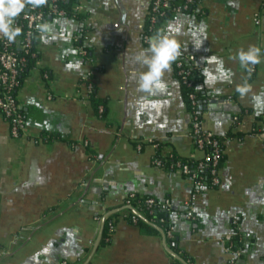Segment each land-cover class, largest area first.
I'll return each instance as SVG.
<instances>
[{
  "label": "crops",
  "instance_id": "crops-1",
  "mask_svg": "<svg viewBox=\"0 0 264 264\" xmlns=\"http://www.w3.org/2000/svg\"><path fill=\"white\" fill-rule=\"evenodd\" d=\"M151 1L78 0L92 47L89 63L73 44L75 19L49 14L42 23L53 30L39 32L37 65L18 91L28 114L25 135L12 137L0 114V264H174L162 234L140 232L125 211L115 219L109 243L88 261L107 210L134 194L171 202L178 246L191 264H264V134L253 131L264 109H254L252 93L242 99L236 92L250 75L253 93L264 91V0H198L197 13L172 12L154 32L179 29L172 34L181 41L180 56L195 57L197 86L205 68L216 70L207 63L212 55L231 73L200 90L205 97L198 109L212 92L224 100L199 110L201 128L220 139L224 155L219 183L200 193L178 168L152 161L157 152L194 160L203 152L191 136L175 61L164 91L138 89L137 78L147 70L137 57L149 47L143 29ZM193 24L203 28L199 49L192 44ZM250 45L261 49L259 64L245 68L230 59ZM91 68L98 95L107 98L106 117L94 113L80 81ZM44 131L54 139L44 140ZM66 199L70 204H58ZM185 202L199 221L196 231L183 218ZM57 205L65 207L44 214ZM234 227L245 241L237 256L228 247Z\"/></svg>",
  "mask_w": 264,
  "mask_h": 264
},
{
  "label": "trees",
  "instance_id": "trees-1",
  "mask_svg": "<svg viewBox=\"0 0 264 264\" xmlns=\"http://www.w3.org/2000/svg\"><path fill=\"white\" fill-rule=\"evenodd\" d=\"M197 2L198 0H192V2L189 4V7L183 12L197 13ZM183 3L184 0H169V6L166 9H164V14L163 15L156 14L157 16L153 23H151L150 21V15L147 14L144 23L143 33L151 37L154 34L155 30L157 29L159 20L163 19L166 15H169L170 13L174 12L175 7L182 5ZM52 4H53L52 1L48 0L46 5L42 7H38V9L43 12V17L40 23L37 25H41L47 19ZM56 4L59 9L63 10V16L61 17L66 16L75 19L77 21L79 25V31L77 36L73 40V44L78 48L77 55L80 57V59L86 63L91 62L93 58L92 47L90 46L87 40L86 37L87 28L84 25V20L86 18V15L85 12H82L81 10L78 9L79 6L78 0H57ZM28 9H29L28 5H26L25 10L21 12L20 15L15 19L13 27H20L22 30L21 34L15 38V41L8 42L5 37H0V52H3L5 50H10L13 51L16 54V56L22 58V61L19 62L20 71L16 78V84L14 85L12 90H10V92L16 97L17 102L20 106L19 112L22 114L26 124L28 120V114L19 102L18 91L22 87L26 77L29 76L31 70L37 65L38 58L40 56V52L37 47L38 36H39V30L37 28V25L30 28L27 19L24 17V15L28 13ZM29 30L31 32V44L30 47L24 48L23 44L25 43L26 35ZM5 42H7L8 45H6ZM93 71L94 69L91 68L87 72L83 73L80 77V81L84 82L88 86L87 98L92 106L94 113H96L100 117H106L107 98L98 95L97 87L95 83L91 80L93 76ZM43 72L47 77H50V73L46 69H44ZM192 79L194 83L192 90L195 91L197 100L204 99L205 96L201 93L200 90H197L198 71L196 70L194 71V73L192 74ZM251 79L252 76L250 75L244 81L248 82ZM183 87H184V95L187 100V94L188 91L190 90H188V88H186L184 85ZM187 106H188V100H187ZM263 112L264 110L257 115L256 120L258 123L256 122L257 124L256 123L254 124L253 131H259L261 126V121L263 120L261 116ZM0 114L3 116L1 109H0ZM3 118L8 122L11 121V119L7 120L5 116H3ZM42 135L44 136V140L50 141L51 139H54V137L52 138L50 132L44 131ZM67 141L70 142V144H73L74 142L73 140H67ZM220 151H223L222 143L220 144ZM223 157H224L223 152H221L218 158V162L216 164V168L219 169L223 161ZM156 160L160 162L159 166L167 169L179 168L180 166L186 164L189 169V174L185 176L188 178L193 173H196L201 182V185L198 187V193L202 192L207 188H213L217 186V184H213L212 182L213 176L211 174L212 166L210 165L211 164L210 162L204 160L182 158L175 155L173 152H170L169 154L163 156L159 154V152H157V154L153 157L152 161L154 162ZM200 163H203V168H199ZM193 191L195 192V186H193ZM148 198L149 196L146 195L134 194L132 197H127L122 202V204L115 206L114 209H120L122 206H127V205L132 206L135 210H137V212H139L142 218L135 215L136 219L135 221H133L132 212L130 211V209H123L121 211L126 212V214H124V217L128 222L130 223L135 222L140 232L144 234H158L160 233L159 231L160 229L161 233L164 235L165 241L167 242L169 248L173 252H175L180 258V259L173 258V263L191 264L192 259L190 258V256L178 246V239L176 235L175 226L171 220V212L173 210L172 206L169 209V211L160 208L158 206L159 204L153 207H148V205L146 204V200ZM155 202H159V201L155 200ZM56 209H58V205L50 207V209L45 211L44 214L47 215L48 213L53 212ZM110 210L111 209L107 210V212L109 211V214H107V216L104 218V224L102 228L101 238L99 241V247L109 243L111 239V235L113 233V229H114L113 226L115 223V219L118 218L121 212V211L112 212L113 210L111 211ZM186 211L190 212V217L185 219L184 213ZM100 218L102 217L100 216ZM183 218L191 223L193 230L196 231L199 228L200 225L199 221L195 216L194 212L191 211V208L183 212ZM168 231L171 232V236L167 235ZM244 243L245 241L243 240L240 231L236 227H234L233 233L228 241V247L231 249L232 252L235 251L240 252L244 247ZM68 264H72V263L68 262Z\"/></svg>",
  "mask_w": 264,
  "mask_h": 264
},
{
  "label": "built area",
  "instance_id": "built-area-1",
  "mask_svg": "<svg viewBox=\"0 0 264 264\" xmlns=\"http://www.w3.org/2000/svg\"><path fill=\"white\" fill-rule=\"evenodd\" d=\"M52 6L49 14L57 15L59 17L63 16V10L59 9L56 1L51 0ZM192 0H184L182 5L176 6L174 12H183L189 7V4ZM169 6V0H152L150 3L148 14L150 15V21L153 23L156 19V14L163 15L164 9ZM79 7V6H78ZM28 13L24 15L27 19L28 25L30 28L34 27L35 25L39 24L42 17L43 12L37 8H32L28 6ZM80 10V8H78ZM255 23H258V19L254 18ZM3 37V35H0ZM149 36L143 33V39L145 42H148ZM8 45L7 42H5ZM31 44V32L30 30L27 32L25 43L23 44L24 48L30 47ZM22 61V58L16 56L13 51L5 50L0 52V109L2 111L3 116L7 120L11 119V121H7L10 126V133L11 136L14 138H21L25 135L26 132V122L19 112V104L17 102L16 97L10 92L14 85L16 84V78L19 74V62ZM176 73L182 85L188 88L187 100H188V108L191 114V122H190V132L193 138L195 147L203 152L202 157L199 160H204L210 162L211 164V174L213 176L212 182L213 184L219 183V175H218V168H216V164L218 162L219 155L221 154L220 151V144L221 141L218 137L208 131H204L201 128V120H200V112L198 109V100L196 98V93L193 88V79L192 74L194 71L199 70V66L195 61V57L193 55L187 56H180L174 62ZM262 121L259 132L264 134V112L262 113ZM236 120L237 117H234ZM151 141V140H149ZM139 149V145H137ZM208 150V151H207ZM156 165H160L159 161H154ZM199 168H203V163H200ZM184 175L189 174V169L186 164L180 166L178 168ZM189 180L192 181L193 186H195V193H198V187L201 185V182L196 173H193L188 177ZM133 195L129 196L132 197ZM146 204L148 207H153L158 205L160 208L168 210L171 208V202L169 200L155 202V200L149 197L146 200ZM184 205L186 209H189V203L185 202ZM190 212L186 211L184 213V218H189ZM132 219L135 221L136 217L132 212ZM168 236H171V232H167ZM234 255H239L238 251L233 252ZM233 261V260H232ZM56 264H68L67 260H60Z\"/></svg>",
  "mask_w": 264,
  "mask_h": 264
},
{
  "label": "clouds",
  "instance_id": "clouds-1",
  "mask_svg": "<svg viewBox=\"0 0 264 264\" xmlns=\"http://www.w3.org/2000/svg\"><path fill=\"white\" fill-rule=\"evenodd\" d=\"M47 2L48 0H0V35H3L8 42L15 41L22 30L20 27H13V25L15 19L25 10L26 5L37 8L46 5ZM37 28L42 34L51 33L53 30L52 26L47 23L37 25ZM173 31L179 32V29H173L169 25L167 28L158 30L148 38V49L138 55V61L147 68L137 78V86L141 92L154 95L166 88L165 73L170 70L172 63L176 61L182 51L181 41L172 34ZM190 31L193 37L192 44L199 49L204 42V39H200L203 28L193 24ZM206 59L207 63L214 62L217 67L215 71L205 68L202 72L204 83L197 86V90H201L204 86L212 87L220 80H228L231 75L230 71L224 68L222 59L214 55ZM230 59L238 60L241 67L247 68L261 62V49L256 45H250L247 50L240 49ZM236 92L242 99L252 93L254 109H264V91L253 93V86L244 81L236 86Z\"/></svg>",
  "mask_w": 264,
  "mask_h": 264
},
{
  "label": "water",
  "instance_id": "water-1",
  "mask_svg": "<svg viewBox=\"0 0 264 264\" xmlns=\"http://www.w3.org/2000/svg\"><path fill=\"white\" fill-rule=\"evenodd\" d=\"M224 103V100H221V99H217L216 97V93L215 92H212L209 94V98L204 101V102H200L199 101V110L202 111L205 110V109H208V106L211 108V109H215L216 105L217 104H222ZM123 209H130L131 212L134 213V215L142 218V216L139 214V212H137V210H135L132 206H122L120 209H114L112 212H116V211H121ZM110 212V213H112ZM109 214V213H107ZM107 214L105 216H103L101 222H100V227H99V231H98V234H97V237H96V240L95 242L93 243V246L91 248V253H90V256L88 258V261L90 260V258L92 257V255L94 254V252L96 251V249L98 248L99 246V241H100V238H101V234H102V228H103V224H104V218L107 216ZM160 233H161V230L159 229ZM162 234V233H161ZM163 238H164V235L162 234ZM164 242L165 241V238H164ZM167 250L169 251V253L176 259H180L179 256L173 252L170 248L167 247Z\"/></svg>",
  "mask_w": 264,
  "mask_h": 264
},
{
  "label": "rangeland",
  "instance_id": "rangeland-1",
  "mask_svg": "<svg viewBox=\"0 0 264 264\" xmlns=\"http://www.w3.org/2000/svg\"><path fill=\"white\" fill-rule=\"evenodd\" d=\"M259 21V20H258ZM218 175H219V173H218ZM219 181H220V178H219ZM58 204H70V199H66V200H64V201H62L61 203H58ZM62 207H65V205H60L59 206V208L58 209H56V211H60L61 209H62ZM123 213H124V211H122ZM122 215V214H121Z\"/></svg>",
  "mask_w": 264,
  "mask_h": 264
}]
</instances>
